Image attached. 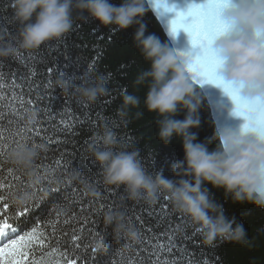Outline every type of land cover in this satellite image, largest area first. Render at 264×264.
I'll use <instances>...</instances> for the list:
<instances>
[{"label": "trees", "instance_id": "1", "mask_svg": "<svg viewBox=\"0 0 264 264\" xmlns=\"http://www.w3.org/2000/svg\"><path fill=\"white\" fill-rule=\"evenodd\" d=\"M111 3L119 5L121 0H111ZM144 7L146 11L140 19L146 25L145 35L153 34L172 48L145 0ZM13 11L12 0H0V33L7 42L18 43L20 25L14 20ZM137 27L134 24L127 29L118 30L115 25H102L87 13L81 15L74 11L73 28L69 33L46 42L38 49L30 50L36 57L46 60L48 67L55 72L51 77L54 80L49 79V74L44 76L41 73L43 79H36L27 70L18 71L17 68L22 63L16 56L13 59L0 58V65H3L0 68V83L5 85L3 95L8 98L4 103L6 105L10 102L16 109L11 111L6 106H0V112H3L0 129L5 136H9V143V134H14L18 128L29 129L32 133L45 130L48 134L45 140L40 136L29 138L31 132L18 139L22 143L28 140V145H44L35 163L36 171L49 175L50 179L55 177L51 184L40 182L35 185L44 189L38 193L41 198L39 206L28 217V229L12 239L17 241L16 245H11L12 240L1 245L0 248H5V251L0 254V264H8V261L13 264H32L41 259L47 261L52 259L53 248L58 249V255L60 252L67 253L68 258L76 260L77 264H117L118 261L123 264L129 258L137 264L140 261L143 264H155L156 252H159L161 262L170 260L176 261V264H264V208L250 202H233L230 196L225 195L224 189L206 184L210 197L222 205L227 217H235L237 222L243 224L248 237L246 244L217 239L209 245L204 242L188 217L174 209L165 193L159 194L154 204H149L143 199H126L123 186H108L103 183L100 166L95 162L89 145L102 147L101 136L106 128L112 130L129 150L138 149L144 169L153 175L162 170L165 177L178 179L173 175L171 165L184 157L181 138L174 136L168 144L158 138L157 121L162 117L156 112L148 111L144 104L149 82L135 84L138 75L150 68V62L144 59L133 40ZM27 69L30 71L28 67ZM61 73L66 74L73 84L81 83L84 75L94 79L104 74L108 78V94L98 97L95 102L65 94L55 86V80ZM2 75L5 79L1 78ZM198 91L202 98L197 112L200 124L189 131L196 133V142L206 144L211 151L220 142L213 138L217 131L207 102L199 89ZM124 92L138 97L140 103L137 107H129L127 115L120 116L118 110L122 107ZM13 96L22 98L25 102L23 106L18 99L13 100ZM98 113L106 119L98 121ZM186 114L187 109H182L174 118L183 120ZM12 147L16 145L13 144L8 151ZM57 159L61 160V167L56 168L54 165V171L45 173L46 166ZM4 164L15 170L17 181L30 184L24 172L8 163L6 156ZM73 169H79L81 176L79 180L69 182L67 176ZM4 175H8L6 170ZM9 183H12L11 180ZM85 184L94 186L100 195L89 196L84 190ZM19 186L14 185L13 190ZM110 192L115 206H112L113 198H109ZM4 194L7 197V191ZM163 197L168 198V207L165 209L167 216L160 214L164 204ZM95 201L105 202L109 207L95 215H84H89L90 233H99L107 240L106 250L96 251L94 241L99 236L93 239V235L87 234L84 239L87 249H81L75 254L71 252V242L64 240L59 232L44 243L40 242L41 231H45L46 236L52 231L50 226L46 229L43 227L45 221L55 219L57 211H60L62 218L65 212L80 215L81 208H88L89 202ZM26 202L32 204L35 201L30 198ZM24 204H17L12 198L7 208L0 205V225L17 220ZM116 209L122 210L127 221L136 226L139 233L137 241H129L124 237L114 241L112 228L104 224L103 217L108 211ZM135 217L142 219L137 220ZM33 227L37 229L35 233L32 231ZM73 227L76 225L64 226L63 231L68 233ZM157 245H168L171 251L161 250Z\"/></svg>", "mask_w": 264, "mask_h": 264}, {"label": "clouds", "instance_id": "2", "mask_svg": "<svg viewBox=\"0 0 264 264\" xmlns=\"http://www.w3.org/2000/svg\"><path fill=\"white\" fill-rule=\"evenodd\" d=\"M12 5L13 18L20 25L18 43L6 42L0 33V58L15 56L19 49H38L69 33L73 28L74 11L81 15L87 13L102 25H115L118 30L138 25L133 40L144 59L150 62V68L138 75L135 84L149 82L144 104L148 111L162 117L157 121L158 138L165 144L174 136L181 138L184 157L171 165L173 175L178 179L165 177L162 170L153 175L144 169L139 150H129L112 130L106 128L101 136L102 147L89 145L100 166L103 183L123 186L126 199H143L149 204H154L159 194L165 193L174 209L188 217L209 245L217 239L246 244L248 237L243 224L224 214L222 205L210 197L205 185L224 189L225 195L233 202H250L264 208V143L229 127L220 128L214 134L213 138L220 142L214 150L209 151L206 144L196 142V133L189 129L200 124L197 112L202 98L187 71L188 59L155 35H145L146 25L140 19L146 11L144 0H121L119 5L111 0H12ZM222 20L231 31L213 43L224 61L221 77L226 82L242 86L243 97L264 98V0H234L222 12ZM107 79L104 74L94 79L84 75L81 83L73 84L66 74L61 73L55 86L65 94L95 102L98 97L108 94ZM122 100V107L118 110L120 116L127 115L129 107H137L140 103L138 97L127 92L123 93ZM182 109H187L185 118L175 119ZM43 149V145L23 144L12 147L6 159L24 172L31 185H38L41 179L35 163ZM80 176V170L73 169L67 180L77 181ZM84 190L91 197L100 195L89 184L84 185ZM30 197L31 193L20 191L13 199L15 203L23 204ZM103 220L112 228L114 241L122 237L133 242L138 240L136 226L127 221L122 210L108 211ZM107 247L105 238L94 241L98 252Z\"/></svg>", "mask_w": 264, "mask_h": 264}, {"label": "snow or ice", "instance_id": "3", "mask_svg": "<svg viewBox=\"0 0 264 264\" xmlns=\"http://www.w3.org/2000/svg\"><path fill=\"white\" fill-rule=\"evenodd\" d=\"M147 2L156 5L154 10L158 13V17H164L167 13H175V15L166 22V31L169 36L175 37L179 30H183L187 33L192 48L186 52L177 53L188 59L186 68L191 74L194 83L200 86H203L205 83H210L220 87L233 103L232 114L242 117L244 120L239 133L250 136L257 139L259 142L264 143V98L248 99L243 97L241 95L242 86L223 80L220 71L224 61L213 47L215 39L222 35H227L231 31L230 26L222 20V12L231 6V0H202V2L199 3H189L183 10H178L175 5H170L168 2L163 7L156 3V0H147ZM17 56L18 58L23 59L22 53H17ZM28 59L35 63L36 55L30 54ZM2 67L3 65H0V68ZM48 71L51 73L53 69L49 68ZM4 87L5 85L0 83V106H6L11 111H16L14 104L9 102L5 105L4 103L8 100V98L3 95ZM16 99H18L20 105L23 106L25 103L24 100L13 96V100ZM28 103H31V101H28ZM2 117L3 112H0V119H2ZM97 118L98 121L100 119H106L100 113L97 114ZM30 132L31 130L29 129L18 128L14 134H9L11 137V143H9V136H5L4 131L0 129V205L7 208L13 196L20 191L31 193L30 198L35 202L32 204L25 202L23 211L16 217L17 221L23 218L25 222H27L31 212L39 206L41 198L38 193L44 189L42 186L37 188L35 185L24 184L22 181H17V178L14 175L15 170L4 164V158L8 153V149L13 144H15L16 147L28 144V140H25L22 143L18 137H23ZM38 135L39 133H37V136ZM49 142H51V138H49ZM32 145L37 144L32 143ZM54 165L56 168L61 167V160H54L52 164L47 165L45 173L54 171ZM5 170L8 174L7 177L4 175ZM37 174L40 176L42 184H51L55 179V177L50 179L47 174H40L39 172H37ZM10 180L12 183H9ZM16 184H19L20 186L14 191L13 186ZM49 190L52 191L53 189ZM5 191L8 193L7 197L4 194ZM109 198H113L111 192L109 193ZM163 200L164 204L160 209V214L162 216H167L168 213L165 209L168 207V198L163 197ZM81 203H83V201H81ZM112 206H115L114 198ZM106 207H109V205L105 202H89L88 208H81L80 215L65 212L63 218L61 217L60 211H57L55 219L45 221L43 227L46 229L50 226L52 231L48 232L47 236L45 235V231H41L39 234L40 242L44 243L46 239L56 236L57 232H59L64 240L71 242L72 254H75L81 249H87V245L84 243L85 235L93 234L90 233L88 228L90 223L89 215H84V213L95 215L98 211H101ZM135 219L141 220L142 218L135 217ZM70 225H76V227H73L70 232L65 233L63 231L64 226ZM5 229H8L9 231L6 232ZM36 230L37 229L33 227L32 231L34 233ZM18 231L19 226L13 227L11 224L0 226V244H3L4 240L9 236L17 235ZM96 236L104 238V236H100L99 233H95L93 239H95ZM21 239H23V237H21ZM16 243V240L11 241L12 246H15ZM156 247L164 251H171V248L168 247V245H157ZM4 251L5 248H0V254ZM121 255L123 256V253ZM155 255L157 257L155 264H176V261L170 260L161 262L159 259V252H156ZM51 256L52 259L47 261L41 259L38 262H32V264H60V261H63V264H77L76 260L68 258L67 253L60 252L58 255V249L56 248L51 250ZM8 264H13V262L8 261ZM117 264H121V262L118 261ZM123 264H137V262L132 261L131 258H129L128 260H124ZM139 264H143V261H140ZM205 264H207V262H205Z\"/></svg>", "mask_w": 264, "mask_h": 264}, {"label": "water", "instance_id": "4", "mask_svg": "<svg viewBox=\"0 0 264 264\" xmlns=\"http://www.w3.org/2000/svg\"><path fill=\"white\" fill-rule=\"evenodd\" d=\"M151 13L154 15L158 23L160 24L167 40L171 44V47L176 52H186L192 48L191 42L187 33L183 30H179L175 37L169 36L166 31V22L175 15L174 12L167 13L164 17H158V13L154 10L155 4H149L145 0ZM175 5L178 10H183L189 3H199L202 0H156L159 5H165L166 3ZM234 2V0H231ZM205 98L210 110L211 119L215 126L216 131L220 128L229 127L232 130L239 133L241 125L244 123L242 117L232 114L233 103L231 99L223 92V90L210 83H205L203 86L196 85Z\"/></svg>", "mask_w": 264, "mask_h": 264}, {"label": "rangeland", "instance_id": "5", "mask_svg": "<svg viewBox=\"0 0 264 264\" xmlns=\"http://www.w3.org/2000/svg\"><path fill=\"white\" fill-rule=\"evenodd\" d=\"M149 8V7H148ZM151 12V11H150ZM152 14V13H151ZM152 16L154 17V15L152 14ZM155 18V17H154ZM156 20V18H155ZM156 22L158 23V21L156 20ZM159 27L161 28L160 24L158 23ZM162 30V28H161ZM163 32V30H162ZM164 33V32H163ZM165 35V34H164ZM7 42V41H6ZM20 53L23 54V59L18 58L17 54L15 55L18 60L22 63V65H20L17 69L18 71L20 70H27V73L30 72L31 76L35 77L36 79L41 78V73L44 74V76H47V74H49L50 76V80H54L53 78H51L53 75H55V72L53 73V71L51 73H49L48 69H49V65L46 62V60L44 58H40V57H36V62L33 63V61L29 60L28 57L31 53V51H26L23 49H19L18 50ZM58 56V55H57ZM12 59L14 58V56L11 57ZM30 69V71L27 69V67ZM1 78L5 79V76H1ZM43 79V77L41 78ZM61 91V90H60ZM45 126V125H43ZM37 133H39V135L37 136ZM42 140H45L48 137V134L45 130L40 129V132H36V133H32L30 134L29 138H35V137H39Z\"/></svg>", "mask_w": 264, "mask_h": 264}, {"label": "bare ground", "instance_id": "6", "mask_svg": "<svg viewBox=\"0 0 264 264\" xmlns=\"http://www.w3.org/2000/svg\"><path fill=\"white\" fill-rule=\"evenodd\" d=\"M161 7H163V5H160Z\"/></svg>", "mask_w": 264, "mask_h": 264}]
</instances>
